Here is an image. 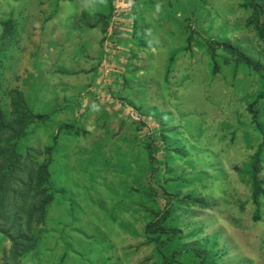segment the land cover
Here are the masks:
<instances>
[{"label":"rangeland","instance_id":"1","mask_svg":"<svg viewBox=\"0 0 264 264\" xmlns=\"http://www.w3.org/2000/svg\"><path fill=\"white\" fill-rule=\"evenodd\" d=\"M263 23L252 0H0V109L45 116L17 146L53 196L0 264H264ZM167 200L172 240L146 230Z\"/></svg>","mask_w":264,"mask_h":264},{"label":"trees","instance_id":"2","mask_svg":"<svg viewBox=\"0 0 264 264\" xmlns=\"http://www.w3.org/2000/svg\"><path fill=\"white\" fill-rule=\"evenodd\" d=\"M252 1L259 16L264 15V0ZM260 28L264 36V23ZM223 48L237 52L235 54L239 61L251 63L236 47L224 45ZM11 108L10 114L0 109V233L11 240L9 259L17 263L24 253L35 249V228L45 223L53 196L47 189L51 179V160L28 163V159H23L18 152L17 146L18 141L29 133L28 127L33 120L43 121L45 116L31 112L24 98H18L17 92H12ZM171 211L172 202L167 200L146 230L162 236L171 235V240L174 239L178 231L164 226Z\"/></svg>","mask_w":264,"mask_h":264}]
</instances>
